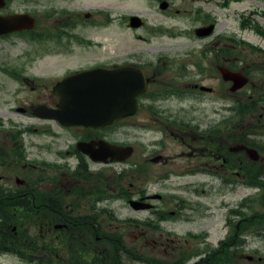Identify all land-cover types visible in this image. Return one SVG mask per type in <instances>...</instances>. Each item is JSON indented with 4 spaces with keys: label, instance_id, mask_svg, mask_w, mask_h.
Listing matches in <instances>:
<instances>
[{
    "label": "flooded vegetation",
    "instance_id": "1",
    "mask_svg": "<svg viewBox=\"0 0 264 264\" xmlns=\"http://www.w3.org/2000/svg\"><path fill=\"white\" fill-rule=\"evenodd\" d=\"M153 1L161 8L167 0ZM241 1L218 0L216 5L229 9ZM167 2L164 12L170 11ZM117 13V0H0V264H127L129 255L149 259L145 250L150 248L171 251L170 261L159 258L158 264H264V254L249 244V237L264 236L262 167L247 151L261 152L258 129L264 132V34L251 23L254 10L236 30L226 25L219 30L218 19L210 14L199 17L195 35L187 38L191 44L175 53L154 44L167 33L163 22L151 23L138 13L118 21ZM133 16L139 17L137 26ZM118 25L134 35L132 45L134 40L139 45L118 53L117 39L102 36ZM210 27L211 33L198 34ZM121 67L137 72L146 85L136 113L103 127L67 125L63 110L76 106L70 93L90 86L70 78ZM225 72L248 81L232 91L235 83ZM206 99L227 116L211 117L207 123L192 114ZM246 100H257L262 109L248 126ZM124 121L148 125L147 131L158 137L153 143L159 151L168 138L190 147L191 161L178 169L158 150L147 152H153V163H170L160 175L163 181L174 172L201 178L189 186L193 201L181 198L174 209L162 194L154 198L144 187L121 184L126 169L114 175L102 172L101 167L128 164L136 155L134 142L116 138ZM98 140L133 145L135 152L123 163L99 162L78 147ZM156 156L160 158L154 160ZM210 188H220L223 196L222 238L214 241L210 226L167 227L173 219L193 221L196 212L202 219L211 217L209 206L196 200ZM238 189L249 194L231 201ZM116 199L151 204L145 210L153 217L134 224L139 234L132 246L126 245L128 233L109 207ZM187 202L193 216L183 212ZM151 229L160 235L154 238ZM118 237L124 242L121 262L112 244Z\"/></svg>",
    "mask_w": 264,
    "mask_h": 264
},
{
    "label": "rangeland",
    "instance_id": "2",
    "mask_svg": "<svg viewBox=\"0 0 264 264\" xmlns=\"http://www.w3.org/2000/svg\"><path fill=\"white\" fill-rule=\"evenodd\" d=\"M171 3L170 11L164 12L159 7V4L153 0L144 2L141 0H117V10L121 16H119L118 21H120L123 17L128 16L129 14H145L151 23L156 21H161L165 25V29L167 31L166 35L155 39L154 44H160L164 47V49L168 52H178L184 47L189 46L191 44V40H188V37L194 36V28L198 24L199 17H203L205 14H210L215 16L218 19L219 30H222L223 26H229L233 30H236L240 25L243 18L249 15L251 10H254L253 15H249L251 23L253 25L264 28V0H242L239 3H234L230 6L229 9H224L221 6H217L216 2L218 0H167ZM221 2V0H219ZM179 10V13L176 11ZM254 38L256 35L251 33ZM102 36L107 37H115L117 39V51L118 53H122L127 51L129 47H136L139 45L137 41L134 40V35L128 29H123L120 25L113 27L111 32L102 34ZM129 42H131L129 44ZM198 45H201L203 41H198ZM261 44H264L261 41ZM141 46V45H140ZM245 106L249 102L243 101ZM170 104H176L175 100H172ZM229 104H232V97L229 100ZM217 108H220L219 104H214L211 100H203L198 103V110L196 113H192L198 117H204V120L209 123L211 121V117H217L219 115L227 116V111L220 110L216 111ZM264 112V108L262 110ZM144 116L140 117L139 123H142ZM253 115L248 114L245 116V123L247 126L252 121ZM148 125L141 124H131L127 121H124L118 127V132L116 138L120 142H134L136 145V155L133 157L132 162L125 165H118L112 167H101L103 169L104 174H115V172H120L123 169H126L128 172V176L121 180V184H125L126 188L131 187H144L147 189L150 195L162 194L165 196L168 204L172 203L174 209L178 207L176 205L177 202L180 204L181 198L195 199L192 191L194 188L189 187L192 182L195 180H200L198 177H193L186 173L182 172H174L171 176L163 181L161 180V173L165 171L170 165L164 164L163 162L156 161L155 163L150 161L153 152H147L148 150H158V152L162 153L165 158H171L172 163L174 165L172 167L178 169L188 164L191 161L192 157L190 155L191 149L189 146H185L184 142L175 139L168 138L163 140V145L165 146L163 151H159L157 148L158 143H153V139L158 138L154 137L149 131H147L146 127ZM260 140L264 143V132L262 129H258ZM159 140V139H157ZM160 145V143H159ZM149 157V162L144 159ZM157 157V156H156ZM160 156L158 157V159ZM154 159V158H153ZM171 162V161H170ZM258 165L264 164V157L261 156ZM256 163V164H257ZM113 174V175H114ZM130 182L133 185H130ZM115 183H111L112 188ZM209 191L208 195H204L200 198H196L199 202L203 203L205 206H209V214L211 213V217L207 219H202L198 216V213L194 215V220L192 221L191 217L188 222H184L181 220H172L171 223L168 224V228H174L176 230L182 229H196L204 226H210L212 231V239L214 241L222 238L225 234V229L222 227L223 217L225 209L222 206L223 196L220 193V188H210L207 189ZM249 194L248 189H238V192L231 195L229 199L231 201L237 202L239 198L242 196H246ZM258 194V193H257ZM262 197V195H261ZM156 205H160V201L155 200L153 198L152 201ZM188 203V202H187ZM258 204V203H257ZM187 208L184 209V213L190 216H193L191 208L189 207V203L187 204ZM109 207L119 216L122 227H124L128 233L127 236L123 237L126 240L127 246H132L134 242L135 235L139 234L136 226L134 224L140 223L142 220L147 219L148 217L152 218L151 211H147L144 209L136 210L131 205H128L127 202L123 200L116 199L113 200ZM208 210V211H209ZM260 210V208H259ZM132 222L133 225L129 223ZM155 230V229H151ZM154 238L159 236V231L155 230ZM133 234V235H132ZM170 238H174L171 236ZM251 248H259L261 254H264V236H251L249 237ZM150 248V247H149ZM154 250V249H153ZM151 248L149 251L145 250V253H148V257H155L159 260V258L172 256L171 251L165 253V250L157 249L153 251ZM147 251V252H146ZM138 257L142 258V254ZM136 259V258H135ZM143 261L136 259L127 260V264H149L147 258H142ZM170 261V260H169ZM159 263V261H157Z\"/></svg>",
    "mask_w": 264,
    "mask_h": 264
},
{
    "label": "water",
    "instance_id": "3",
    "mask_svg": "<svg viewBox=\"0 0 264 264\" xmlns=\"http://www.w3.org/2000/svg\"><path fill=\"white\" fill-rule=\"evenodd\" d=\"M167 6V2L161 4L163 9ZM136 20L137 17L132 18V23L137 26ZM211 31V27L202 28L198 34L207 35ZM136 74L137 72L129 67H121L115 70L96 69L71 77V83L85 80L90 86L70 93L71 104L74 103L76 106H70L63 110L65 123L70 126L103 127L134 115L139 108L138 97L144 93L146 87ZM224 76L234 81L233 91L244 86L248 81L231 72H225ZM61 112L62 110H60ZM78 147L99 162H124L134 152L133 146L118 145L105 140L81 142ZM248 152L254 159H259L260 155L256 150L248 149ZM130 204L136 210L151 206L137 200H132Z\"/></svg>",
    "mask_w": 264,
    "mask_h": 264
},
{
    "label": "trees",
    "instance_id": "4",
    "mask_svg": "<svg viewBox=\"0 0 264 264\" xmlns=\"http://www.w3.org/2000/svg\"><path fill=\"white\" fill-rule=\"evenodd\" d=\"M258 29L261 31V33L264 34V28H261V27L258 26ZM247 101L249 103L246 104V106L244 108V116H246L248 114H252V115L258 116L262 109L259 108V107H256V103L255 102H257V100L256 101L247 100ZM237 111H238V109H237ZM239 115H241V114H239ZM260 150L264 154V143L261 144ZM261 167H262V169H261V183H262V187H263V193H262V197H261V203H262V207H264V164H262ZM112 244H114L117 247V250H118L117 251V259H116V261L121 262L123 260L122 257H121V252H122L121 249H122V245L124 244V242L121 240V238L118 237L117 241L116 242L113 241ZM129 256L130 257L125 258V260L133 259L134 261H137L131 255H129ZM140 261H142V260H140ZM157 261H158V259L155 258V257H151V258L148 259L149 264H158Z\"/></svg>",
    "mask_w": 264,
    "mask_h": 264
}]
</instances>
